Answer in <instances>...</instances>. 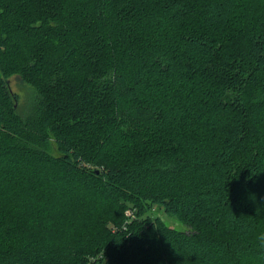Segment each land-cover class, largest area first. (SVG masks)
I'll return each instance as SVG.
<instances>
[{
	"label": "trees",
	"instance_id": "obj_1",
	"mask_svg": "<svg viewBox=\"0 0 264 264\" xmlns=\"http://www.w3.org/2000/svg\"><path fill=\"white\" fill-rule=\"evenodd\" d=\"M258 232L264 0H0V264H264Z\"/></svg>",
	"mask_w": 264,
	"mask_h": 264
},
{
	"label": "rangeland",
	"instance_id": "obj_2",
	"mask_svg": "<svg viewBox=\"0 0 264 264\" xmlns=\"http://www.w3.org/2000/svg\"><path fill=\"white\" fill-rule=\"evenodd\" d=\"M11 88L12 90L18 95L19 97V112L22 115H26L29 111V105H30V96H31V89L24 84L20 79L14 78L11 82ZM135 209L130 208L126 211V216L131 221L135 218ZM150 215L153 219L160 218L164 221L165 224H167L169 227L177 229L179 231H188L189 229L178 222L173 217H169L165 214V212L160 208H155L153 211L150 212Z\"/></svg>",
	"mask_w": 264,
	"mask_h": 264
},
{
	"label": "clouds",
	"instance_id": "obj_3",
	"mask_svg": "<svg viewBox=\"0 0 264 264\" xmlns=\"http://www.w3.org/2000/svg\"><path fill=\"white\" fill-rule=\"evenodd\" d=\"M255 242L259 249L264 250V232L256 233Z\"/></svg>",
	"mask_w": 264,
	"mask_h": 264
}]
</instances>
